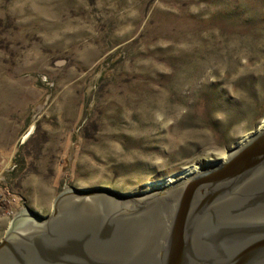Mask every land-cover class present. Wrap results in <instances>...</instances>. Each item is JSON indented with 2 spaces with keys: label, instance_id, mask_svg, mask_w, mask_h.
Returning a JSON list of instances; mask_svg holds the SVG:
<instances>
[{
  "label": "rangeland",
  "instance_id": "1",
  "mask_svg": "<svg viewBox=\"0 0 264 264\" xmlns=\"http://www.w3.org/2000/svg\"><path fill=\"white\" fill-rule=\"evenodd\" d=\"M263 122L264 0H0V241L63 192L209 168Z\"/></svg>",
  "mask_w": 264,
  "mask_h": 264
},
{
  "label": "water",
  "instance_id": "2",
  "mask_svg": "<svg viewBox=\"0 0 264 264\" xmlns=\"http://www.w3.org/2000/svg\"><path fill=\"white\" fill-rule=\"evenodd\" d=\"M148 193L80 189L15 216L0 264H264V128Z\"/></svg>",
  "mask_w": 264,
  "mask_h": 264
},
{
  "label": "bare ground",
  "instance_id": "3",
  "mask_svg": "<svg viewBox=\"0 0 264 264\" xmlns=\"http://www.w3.org/2000/svg\"><path fill=\"white\" fill-rule=\"evenodd\" d=\"M264 125V122L262 123V126ZM262 128H264V126L262 127ZM262 128H260V129H262ZM259 129V130H260ZM259 130H257V131H259ZM253 134H251L250 136H252ZM250 136L248 137V138H250ZM247 138V139H248ZM246 139V140H247ZM245 141V140H244ZM243 141V142H244ZM241 144V143H240ZM198 168H199V166H194V165H192V166H190V167H187V168H185L183 171H180L181 173L180 174H182V177L179 179V180H176V177L177 176H179L180 174H173V175H171V176H169V177H167V178H164V179H162L161 180V184H167V185H157V186H155L154 188H157V187H162V188H164V187H166V186H169V185H171V184H174V183H176V182H178V181H180V180H183L184 178H187V177H190V176H192L193 174H196V173H198L202 168H200L199 170H198ZM153 188V187H152Z\"/></svg>",
  "mask_w": 264,
  "mask_h": 264
}]
</instances>
